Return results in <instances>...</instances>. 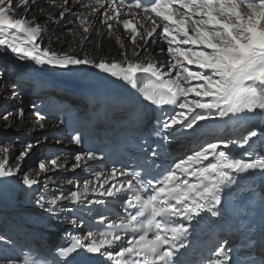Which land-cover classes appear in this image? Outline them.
<instances>
[{
	"label": "snow or ice",
	"instance_id": "1",
	"mask_svg": "<svg viewBox=\"0 0 264 264\" xmlns=\"http://www.w3.org/2000/svg\"><path fill=\"white\" fill-rule=\"evenodd\" d=\"M35 2L19 0L17 4L15 0H0V47L10 51L18 60L31 61L41 68L47 66L67 71L77 66L94 67L103 74L123 80L132 88L137 87L140 74L151 75L155 84L144 90L143 98L157 106L160 115L153 125L158 129L156 135L165 143H170L178 130H191L202 121H225L226 118L227 121H241L249 116L264 114V0H136L127 5L124 0H90L86 5L84 0H76L88 10L77 16L79 27L83 29L82 38H87L86 34L92 31V20L102 12L104 16L99 23L106 26L109 33L115 30L117 24H122L131 36V57L125 50L120 53L122 60L111 62L107 58L98 62L87 56L80 58L70 52L53 50L51 45L42 47L40 33L46 30V26L39 25L36 17L28 18L31 5ZM145 3L150 7H145ZM59 7V19L43 7L39 11L50 22L59 25L72 12L73 6L64 0ZM125 7L131 19H121ZM21 9L24 15L15 18L14 13ZM140 9L144 14L137 19L140 14L134 10ZM149 21L150 28L147 26ZM158 28H162V32L158 33ZM150 40L154 45L166 46L167 60L137 62L141 51L151 56L148 49ZM160 51L163 53L164 47ZM13 95H16L15 91ZM166 106H173L171 111L175 114H166ZM30 108L39 128H45L48 117L38 111L35 104ZM176 108L179 110L176 111ZM24 116L25 109L17 107L4 112L0 118L6 128H11L10 119L22 121ZM63 123V119L57 120V125ZM261 135L264 133L253 129L247 132L238 146H249L252 138ZM71 142L81 146L82 135L77 133ZM9 143L0 145V153L3 154L0 156V178L15 176L24 158L40 141H28L22 146L15 169L7 167L6 157L13 150ZM230 143L236 141L206 143L199 150L178 159V162L168 167L161 164L157 166L158 170L152 171L155 161L162 156L159 147L154 146L150 152L145 149L147 154L143 156L138 171H133L131 167L114 166L107 178L100 179L102 174L97 173L94 182L85 181L82 188L77 182V190L68 195L58 192L46 198L42 191L35 203L49 206L48 210L53 214L59 202L77 204L89 193L115 198L122 194L138 197L141 191L151 192L146 200L134 202L130 198L123 201L121 207L125 213L137 205L140 210L128 214L118 223L108 224L110 230L100 232L98 236L89 231L85 239L90 243L75 239L71 246L60 247L59 257L68 258L76 249L83 248L87 253L104 257L105 264H184L181 249L185 245L181 241L190 231L192 223L198 222L203 214H210L213 218L223 217L225 193L231 195L233 201L248 194L247 201L241 205L242 216L253 217L256 205L264 206V188L255 180L250 185L237 188L240 177L248 174L258 173L260 184H264V157L253 159L252 151H244L241 158H230L225 151L219 150L221 147L228 149ZM103 158L102 153L95 151L76 153L70 167L60 156L41 160L37 176L65 168L74 172ZM209 158L215 162L205 164ZM117 181L120 183L117 184ZM22 183L32 189L38 180L25 174ZM48 183L46 180L45 189ZM177 218L188 223H177ZM106 220L107 217L101 216L97 223L104 224ZM261 225L260 231L264 235V216L261 217ZM254 227L251 220L247 224L241 223L244 239L248 242L242 248L248 251V255L242 258L240 264H264V256L255 258ZM140 232L143 234H138ZM125 240L127 246H124ZM0 243L9 241L0 237ZM249 245L253 248L249 249ZM117 247L119 251H115ZM232 252L233 249L228 248L226 243H221L212 254L214 258L209 259L207 264H232ZM0 264H16V261L0 257ZM23 264H35V261L25 258ZM53 264H67V260H54Z\"/></svg>",
	"mask_w": 264,
	"mask_h": 264
},
{
	"label": "bare ground",
	"instance_id": "2",
	"mask_svg": "<svg viewBox=\"0 0 264 264\" xmlns=\"http://www.w3.org/2000/svg\"><path fill=\"white\" fill-rule=\"evenodd\" d=\"M68 2L69 5L73 7L77 5L76 0H68ZM89 2L90 0H84V5ZM15 3L18 4L19 0H15ZM39 3L42 4L41 6L43 8L50 11L56 19H59V11L61 10L59 6L64 4V0H36L35 4L31 5L28 18L32 19V17H36L39 25L42 27L46 26V30L40 33L42 47L51 45L53 50L70 52L71 54L78 55L80 58L87 56L97 62L101 58H107L109 62L112 60L120 61L123 59L120 53L125 50L131 57L133 48L131 36L125 32L122 24H117L115 30L109 33L107 27L99 23V21L103 19V12L99 17L92 20V31L86 34L87 38L84 39L81 35L83 29L79 27V21L77 19L75 21H70L65 17L59 25L52 23L46 16L40 14L38 8ZM53 5L56 7H53ZM81 6L84 12L88 11L83 5ZM127 12L128 8L125 7L121 19L132 18L127 15ZM139 14L137 19L144 13L139 12ZM23 15L22 9L14 13L15 18H19ZM113 23L115 24L116 22ZM67 24H71L72 33L69 36L63 33L60 35L58 31L63 28L62 26ZM147 26L149 28L151 27V21L148 22ZM157 32H162V28H158ZM117 37H119V40ZM161 47H164L163 53L160 51ZM148 49L151 52V56H147L146 53L141 51L137 62H147V60L165 61L168 59L165 45H154L149 41ZM91 69L95 68L90 66H77L67 71L51 69L47 66L41 68L31 61L18 60L10 51H5L3 47H0V107L7 103L12 105V110L17 107H23L25 109V116L22 121L16 118L10 119L9 123L13 125L11 128H6L5 122L0 118V145L10 142L9 146L13 149L6 157L7 167L16 168L18 163L16 159L18 157L17 154H19L20 150H22V146L26 145L28 141H40L30 153L36 148L42 149L47 158L51 159L60 156L63 160L67 161L69 167L71 163L74 162L73 158L76 153H85L82 149L73 146L62 126L60 124L57 125V121L52 117L51 111L53 107L61 105L64 102L69 103L75 108V105H72L75 103L73 98L83 96L86 93L83 87L86 83L92 81L90 75ZM193 70H196L195 66H193ZM13 86H15V89ZM13 91L16 93L15 96L13 95ZM30 92L34 94L35 100H32L33 102L31 101V103L27 100L29 104L23 103L22 99L25 98L26 94H30ZM32 104H35L37 110L48 117L46 127L43 129H40L36 123V117L33 115L32 109L30 108ZM76 105H78L77 109L81 118L86 117L89 108L94 107V105H86L83 102L80 103V101L77 102ZM107 108L108 105H106V109ZM108 111L113 112V114H111V117L109 116V119H106L105 124L111 123V120L123 119V117H127L131 113L127 104L121 107L110 105ZM226 120L227 118L225 121H202L191 130H178L174 136L175 151L181 153L183 149H187L188 152L184 155L179 154L177 162L178 159L185 158L188 154H191V151L199 150L200 146L206 143H216L220 140H227L229 138V130L225 125ZM199 131H204L206 133L204 134L205 139L203 142L199 141L195 143L192 140ZM45 137H47V139H45ZM57 141H59V143ZM58 148L62 152L55 154ZM0 156H3V154L0 153ZM25 158L20 165L18 173L9 178L15 183V186L18 187L16 193L18 199L17 203L20 208L17 211L24 215L28 223L42 225V218H51L59 224L70 223L71 225L83 228V223L77 220L74 215L75 212H82L94 218L103 216V210L100 208L101 198L91 193L86 197H82V202L77 204H71L67 201L59 202L55 206V214L48 210L49 206L37 205L35 200L42 191L46 198H51L57 195L58 192L68 195L71 191L77 190V182H79V187L81 188L85 181L94 182L97 173L102 174L100 179L107 178L111 174V171L104 167V165L97 161H93L87 168H78L74 172L68 171L66 168L57 171L62 174L59 177L53 176L52 173L55 172L52 171L41 173L37 176L39 172V163L35 164L36 166L33 165L28 168ZM74 173L78 175L76 177L69 175ZM25 174H28L30 178L37 179L38 182L42 184V187L36 191L35 188H39L37 184L34 185L32 189H28L27 186L22 183ZM46 180L49 182L47 189L44 188ZM68 181H72V183H68ZM61 184H63L62 187ZM117 184H119L118 181ZM91 186L90 184V187ZM95 186L99 187L98 184ZM89 201H92V203L90 204ZM69 208H72L73 211H68ZM73 220H75V223H73ZM12 224H14V221L11 215L0 210V237H4V228ZM43 226L44 225H42V227ZM0 257H5L1 249ZM15 261L16 264H23L17 260Z\"/></svg>",
	"mask_w": 264,
	"mask_h": 264
},
{
	"label": "rangeland",
	"instance_id": "3",
	"mask_svg": "<svg viewBox=\"0 0 264 264\" xmlns=\"http://www.w3.org/2000/svg\"><path fill=\"white\" fill-rule=\"evenodd\" d=\"M41 5L42 4L39 3L38 8H41L42 7ZM82 12H84L83 7L81 5H79V4H77L75 7L72 8V12L70 14L66 15L65 17H67V19L70 20V21H75L77 19V16L80 13H82ZM62 27H61L62 29H60V31H58V33L60 35L63 33L64 35L69 36L72 33L71 24H67V25L62 26ZM27 100H29L30 103H31L32 100L34 101L35 100L34 94H31V92L28 95L26 94L25 95V98H23L22 101H23V103L29 104V103H27ZM11 110H12V105L6 103L4 106L0 107V116H2V114L4 112L11 111ZM201 133L204 134L205 132L204 131H201ZM196 136H197V133H196L195 137ZM60 152H62V151L58 148L55 151V154L56 153H60ZM17 155L19 156V154H17ZM25 159H26V162L28 164L27 166L29 168V166L30 167H32L33 165L36 166L35 164L39 163L41 160H47V159H50V158H47L45 156V153L43 152L42 149L36 148ZM52 175L59 177L62 174L60 172H55V173H52ZM69 175H71L73 177H76L78 174L77 173H74V174H69ZM38 185H39V188L38 189L35 188L36 191H38L42 187V184L39 183V182H38Z\"/></svg>",
	"mask_w": 264,
	"mask_h": 264
}]
</instances>
